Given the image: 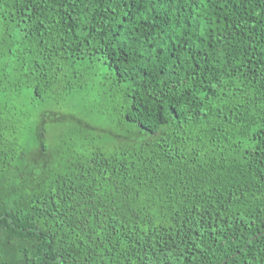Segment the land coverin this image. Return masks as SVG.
Wrapping results in <instances>:
<instances>
[{
    "label": "trees",
    "instance_id": "16d2710c",
    "mask_svg": "<svg viewBox=\"0 0 264 264\" xmlns=\"http://www.w3.org/2000/svg\"><path fill=\"white\" fill-rule=\"evenodd\" d=\"M0 264H264V0H0Z\"/></svg>",
    "mask_w": 264,
    "mask_h": 264
},
{
    "label": "rangeland",
    "instance_id": "374dc122",
    "mask_svg": "<svg viewBox=\"0 0 264 264\" xmlns=\"http://www.w3.org/2000/svg\"><path fill=\"white\" fill-rule=\"evenodd\" d=\"M71 100V99H70ZM73 100V99H72ZM75 103H77V104H80L81 106H84V105H86V103H87V101H81L80 100V97H77L75 100Z\"/></svg>",
    "mask_w": 264,
    "mask_h": 264
}]
</instances>
